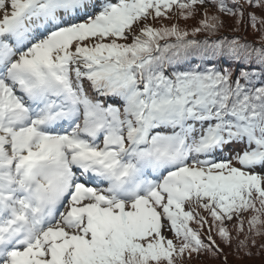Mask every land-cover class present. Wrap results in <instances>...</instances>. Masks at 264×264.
Returning a JSON list of instances; mask_svg holds the SVG:
<instances>
[{
  "label": "snow or ice",
  "instance_id": "obj_1",
  "mask_svg": "<svg viewBox=\"0 0 264 264\" xmlns=\"http://www.w3.org/2000/svg\"><path fill=\"white\" fill-rule=\"evenodd\" d=\"M257 237L264 0H0V264H228Z\"/></svg>",
  "mask_w": 264,
  "mask_h": 264
},
{
  "label": "trees",
  "instance_id": "obj_2",
  "mask_svg": "<svg viewBox=\"0 0 264 264\" xmlns=\"http://www.w3.org/2000/svg\"><path fill=\"white\" fill-rule=\"evenodd\" d=\"M199 17H197L198 19ZM225 20L226 25H231L232 21L229 20L226 17H222ZM183 23V22H181ZM196 23V20H191L188 21L189 25H194ZM226 34L231 35L230 32H227ZM248 39H253V35L249 32L248 34ZM195 227V225H193ZM261 244H264V237H257L256 238V245L257 247H254L251 249L253 253H256L257 248ZM226 252H229V249H225ZM190 264H219L218 260H211L208 257H200V258H194L191 260ZM228 264H264V249H260V254L259 255H254L252 258H244L243 260H238L234 256L229 255L228 257Z\"/></svg>",
  "mask_w": 264,
  "mask_h": 264
}]
</instances>
